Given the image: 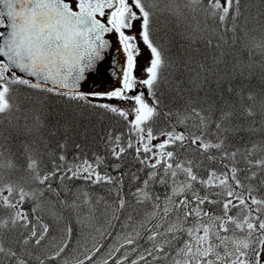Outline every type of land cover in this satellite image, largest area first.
Here are the masks:
<instances>
[{"label": "snow or ice", "instance_id": "6c2138e0", "mask_svg": "<svg viewBox=\"0 0 264 264\" xmlns=\"http://www.w3.org/2000/svg\"><path fill=\"white\" fill-rule=\"evenodd\" d=\"M0 264H264V0H0Z\"/></svg>", "mask_w": 264, "mask_h": 264}, {"label": "water", "instance_id": "95a60500", "mask_svg": "<svg viewBox=\"0 0 264 264\" xmlns=\"http://www.w3.org/2000/svg\"><path fill=\"white\" fill-rule=\"evenodd\" d=\"M117 58H120V53L119 52H114L112 54V59H117ZM116 83L117 82H116L115 78L109 76L107 79H102L100 81V86L101 87H108V88H110V87L115 86Z\"/></svg>", "mask_w": 264, "mask_h": 264}, {"label": "rangeland", "instance_id": "374dc122", "mask_svg": "<svg viewBox=\"0 0 264 264\" xmlns=\"http://www.w3.org/2000/svg\"><path fill=\"white\" fill-rule=\"evenodd\" d=\"M147 57V53L145 52V58Z\"/></svg>", "mask_w": 264, "mask_h": 264}]
</instances>
